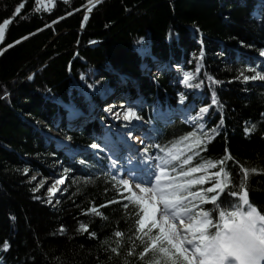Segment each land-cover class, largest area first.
I'll use <instances>...</instances> for the list:
<instances>
[{"label": "trees", "instance_id": "1", "mask_svg": "<svg viewBox=\"0 0 264 264\" xmlns=\"http://www.w3.org/2000/svg\"><path fill=\"white\" fill-rule=\"evenodd\" d=\"M4 24L0 264H191L159 228L140 226L147 207L124 192L103 160L73 159L48 142L66 107L100 101L121 79L143 89L151 102L145 117L167 94L175 104L177 91L200 92L196 106L209 113L205 130L177 119L151 141L173 170L167 205H199L210 219L209 240L222 215L240 209L243 191L264 215V80L243 79L264 75V0H0ZM157 56L192 73L191 87L171 71L143 75L141 66ZM105 121L103 114L83 130H59L85 148ZM60 164L70 179L53 207L29 173L48 177Z\"/></svg>", "mask_w": 264, "mask_h": 264}, {"label": "rangeland", "instance_id": "2", "mask_svg": "<svg viewBox=\"0 0 264 264\" xmlns=\"http://www.w3.org/2000/svg\"><path fill=\"white\" fill-rule=\"evenodd\" d=\"M254 14L256 15V12ZM6 26H7V24H4V25L0 26V37L3 36V30L6 29ZM196 43H203V38L202 39L201 38L198 39ZM181 51H183V50L181 49ZM220 55H221L220 53H217L218 57ZM221 57L224 59V56H221ZM156 59L160 63V64H158V66L160 68H162V69L164 68L165 69L166 67H168L169 62L165 63L163 57L157 56ZM252 65H255V68H258V66H259L258 63H256V62L254 64H252ZM146 66H148V64H146ZM143 67L144 66L142 65L140 70H142ZM179 67H180V65H178L177 68H174V65H173V67H171V68L175 69V77L177 78L178 83L180 85L187 86V85L182 83L183 75L187 71L183 70L182 68L179 69ZM143 75H145L147 77L148 76L152 77L154 75L155 76H159V75H161V72H160L159 68H154V69H151L150 72L144 73ZM258 80H261V79H259V78L253 79V81H258ZM127 83L128 82H125L124 79H121L120 83L113 85L112 88H110L108 90L109 92H107V93H110V92L112 93L113 92L112 89H120V91H121L122 90L121 87H123V88L127 87V85H126ZM135 86H137V85H133L132 86L133 89L132 88L130 89V94L131 95L133 94L132 97L128 98V99H130L133 102L134 101L136 102L137 99L140 97V95L139 96H137V95L135 96V94L140 92L141 90H143L142 88H140L141 90H139ZM92 90L95 91L94 88H92ZM120 91L117 94H115V95H111L106 102H103V103L99 102L98 105H100V106H98V107H94L96 105V103H98V101H92V100L89 101V104L87 106L77 107L76 109H79L80 112L85 113L88 116H87V118L85 117V122H84V120H82L81 122L79 120H76V121H73L72 125H74V126L78 125L77 127H79V126L81 127V126H83L85 124H87L86 126L92 125V124H94L93 120L99 114V112L101 114L102 112H104V111L106 112L107 111L106 115L109 118V120H108L107 125H104V127L105 128L107 127L106 129L108 131H111L110 126L114 125V127L117 129L118 126H120L119 123H118V121H120V119H124L125 120L124 117H130L131 118V116L133 117V113L136 112V108H134L133 106H130L128 104V102L126 101L125 97L121 98L122 93ZM125 94H127V93H125ZM179 94H181V91L176 92V95L174 96V97H176V106H175V110L176 111L186 112V111H188V107L190 105L193 107V109L195 108L194 99H195V97L199 96V92L191 93L193 98H191V99L184 98L182 100V102H181V99L179 97ZM103 95H105L104 92L101 93L99 98L101 99V97ZM117 99L119 101H117ZM144 99L146 100V98H144ZM164 99H166L165 102L168 103L172 98H171V96L169 94H167V96H165ZM111 100H112V102H111ZM126 103L128 105H126ZM106 106L108 107V109L106 108ZM140 106H141L140 109H142V108H146L148 106V104L144 103V104H142ZM93 107H94V110H93V112L91 113V116H90L88 113H89V111H92ZM66 108L69 110L70 106H68ZM161 108L162 107H156L155 111L154 110L153 111L158 113V114L167 112V110H161ZM206 115H207V112H205V113L204 112H198V117H197L196 120H194L195 117H192V115L188 114V117H187V119H188L187 121L189 122L188 124L192 125L194 122L196 123V121H197V122H199V124H198L199 125V129H204L205 128V123L204 122H205V116ZM133 118H135V117H133ZM67 119H68L67 115L65 114V117H62V119H61L62 126L65 124V122H67ZM109 123H111V124H109ZM108 125H110V126H108ZM56 126L57 125H55L54 128H49L48 132L46 133V136H48L50 139L55 138L56 139V140H54L55 143L57 141H59V139H58L59 137L63 138V140L67 141V143H71L72 148L65 149L66 152L68 150H70L71 152L74 151L75 149L76 150H80L78 147L75 146V144L73 143L72 140H70V138H65L64 136L60 135V132L56 129ZM152 133H153V131H152ZM94 138H97V137L94 136ZM101 147L98 144H96V146H93L92 151L95 152V153L93 152L94 156H95V154L98 155L99 153H101L100 149H103ZM68 154L74 156L70 152H68ZM75 154H81V153L80 152L79 153L76 152ZM106 154H108V152H105V155ZM154 159H155V157L153 159H150V161L152 162ZM108 160H109L108 167L111 168L113 162L112 161L110 162V158L109 157H108ZM152 164H153L152 167L155 168L154 169L155 173H153V175H152L154 180H155V182L152 183V184H150V182H147L145 185H142L141 188L147 190V194H149V196L151 197L152 201L153 200L156 201V212L157 213H156V215L153 214L155 212H154L153 208L151 207L152 206L151 203L141 202V203H144L145 205H147V211L145 212V214L141 218L140 226L141 227H146V226L151 224V225H153L155 227H159V229L163 233V237L164 238H166L170 243L173 244L174 247H176L186 257H188V259L190 260V262L192 264H197V258L195 257V254L192 251V248L186 246V239L189 238L188 237L189 234L175 231V232H173L174 233V235H173L172 232H170V228L166 227L161 221L165 219L164 215L165 216L169 215L170 217H172L170 219L171 222H169L170 223V227L171 226L172 227H176L177 225H180L183 222H187V223L188 222H192L190 224H186L185 227H187L189 225H191V227H199L201 225V222H194V221H198L199 218H201L202 220L205 221L204 228H206L209 225L208 218L205 215H201L200 213L197 214L196 211L194 210V208L193 209H189V210H184V209L180 208V206L170 207V206L166 205V203H165V201H166V198H165L166 197V193H168L170 191V188L166 187V185L168 183H170V180L172 178L171 170H169V165H168L167 162L162 163L160 157H158V159L155 160ZM61 167H62V164H60L59 168H61ZM62 173H64V172H62V170H60V171L57 170L54 174H52L51 176H48V177L44 176L40 172H36V171L29 173V183L33 184L36 188H38L39 189L38 191H42L43 192V197L42 198L45 199L53 207H56L57 205H59V201H60L61 197L66 194V190H67V187H68V186H66V187H63L61 190H59L58 191L59 196L58 195L54 196V197L52 196L51 190L52 191L54 190L55 184L58 181L63 180V177L66 176L65 173L64 174H62ZM116 176L117 175L114 174L115 179H117ZM32 177H35V179H32ZM125 181L126 180L123 179V180H121V183L123 185H125V187H126V189L128 191H130L131 188H129L127 182H125ZM243 194H242V197H240L241 200H242V205H243L242 208L237 210L231 216L224 215L222 217L221 229L219 230L218 235L216 237L220 236L221 234H226L227 231L231 229L232 225L236 224L238 221L241 222L242 219H244L247 222L252 223V217L250 216L251 207H250L249 204L246 205L247 202L244 203V198H246V196H245V194L244 195ZM132 196L135 199H137V197H138L134 193L133 190H132ZM158 208L160 209V211L158 210ZM248 214H249V216H248ZM150 215H154L153 218L150 219L148 217ZM163 217H164V219H163ZM246 218L249 221L246 220ZM263 234H264V232H263ZM260 235H262V234H260ZM188 240H190V238ZM203 241L206 242L205 240H203ZM206 243L209 244V242H206ZM228 245L230 246V244L221 245V248H222L221 256L223 257V260L220 257H218V256L209 254L208 251H207V249H208L207 245L204 247L203 251H201L202 254L199 252L200 256L202 257V258H200V260L204 259V264H226L227 260L225 258V255H226V253H228L230 251ZM203 254H204V257H203ZM230 262H231V264L235 263L232 260Z\"/></svg>", "mask_w": 264, "mask_h": 264}, {"label": "bare ground", "instance_id": "3", "mask_svg": "<svg viewBox=\"0 0 264 264\" xmlns=\"http://www.w3.org/2000/svg\"><path fill=\"white\" fill-rule=\"evenodd\" d=\"M143 69V71L144 72H150L148 69H146V68H142ZM193 98V97H192ZM117 101H119L118 99H117ZM111 102H112V100H111ZM131 102V100H129V102L128 103H130ZM132 103H136V104H140L141 102H132ZM131 106V105H130ZM138 106H140V105H138ZM188 106V105H187ZM106 108L108 109V107L106 106ZM135 108V107H134ZM136 109H139V108H136ZM133 117H135V118H133ZM133 117L131 116V118L130 117H124L125 118V120L124 119H122V121H126L127 123H128V125H131L134 121H139L140 122V124L142 123V124H144L145 122L140 118V116L139 115H137L136 114V112L135 113H133ZM134 119V120H133ZM131 124H130V123ZM126 123V124H127ZM117 127V126H116ZM107 128V127H106ZM110 129H111V132H115V133H119L118 131H117V129L114 127V125L113 126H110ZM73 131H76V129H74ZM128 137V138H127ZM126 137V139H128V142H132L133 144L135 143V144H138V137H136V136H133V135H131V134H129L128 136ZM108 141H110V143H109V145H110V147L112 148V152H113V154H115V156H120L121 154H119V152H118V147L120 146V145H117V142H115L114 140H112L111 141V138H110V136L108 137V139H107ZM66 143H67V141H65ZM116 145V146H115ZM61 170V168H58V171H60ZM142 173V175H145V174H143V172H141ZM146 173H149L148 172V170L146 171ZM63 174V173H62ZM67 177V176H66ZM147 183V181H141V182H138L137 181V184H135V187H134V185L132 184V186H133V189H134V193L138 196L137 197V199L138 200H140V201H142V202H147V203H151V207L153 208V210H154V212L155 213H153V214H155L156 215V201L155 200H151V197L149 196V194H147V190H145V189H142L141 188V186L142 185H145ZM150 184H152V182H150ZM63 185H64V179L63 180H60V181H58L56 184H55V188H54V192H55V194L54 195H52L53 197L54 196H56V194L58 193V191L59 190H61L62 189V187H63ZM52 190H51V192H53ZM241 197H242V195H241ZM245 202H247V198H244V203ZM246 205H248V204H246ZM158 210L160 211V209L158 208ZM153 216L154 215H150V216H148L150 219L151 218H153ZM248 216H249V214H248ZM250 216L252 217V226H253V228L255 229V231H256V234L257 235H260V234H262V235H264L263 234V232H264V219L258 214V212L253 208V207H251V210H250ZM156 217V216H155ZM164 217H165V219H164ZM164 217H163V219L164 220H162L161 222L166 226V227H169L170 228V232H172V234L174 235V233L173 232H184V233H188L189 235H188V237L190 238V240H188V242L189 243H191L192 245H195L196 244V242H195V235H196V232H197V230H200L204 225H205V223L204 222H202L201 221V218H199V220L198 221H194V222H201V225L199 226V227H191V225H189V226H187V227H185V225L186 224H190V223H192V222H181L182 224H180V225H177L176 227H170V223L169 222H171V218L172 217H170L169 215L167 216H165L164 215ZM250 217V218H251ZM246 220H248L247 218H246ZM249 221V220H248ZM241 222H245V220L244 219H242L241 220ZM174 230V231H173ZM263 231V232H262ZM261 243H264L263 241H261ZM228 247H229V252L228 253H226V256H225V258H226V260H227V263L228 262H230L231 260L232 261H234L235 263L234 264H245V261L242 259V257H241V253H240V250L238 249V248H236V247H233L232 245H228ZM196 251H197V253H201L202 254V252H201V250L199 249V247H196ZM228 251V250H227ZM200 258H202L201 256H200ZM202 260V259H201ZM201 260L200 261H198V264H203V262H201ZM226 263V264H227ZM254 264H264V252H261V253H257L256 254V257H255V259H254Z\"/></svg>", "mask_w": 264, "mask_h": 264}, {"label": "clouds", "instance_id": "4", "mask_svg": "<svg viewBox=\"0 0 264 264\" xmlns=\"http://www.w3.org/2000/svg\"><path fill=\"white\" fill-rule=\"evenodd\" d=\"M264 235H257L250 222H237L231 226L226 234H221L208 244V253L211 255L221 256V245L230 244L240 250L241 257L245 264H254L257 253L264 252ZM231 264V262H228Z\"/></svg>", "mask_w": 264, "mask_h": 264}, {"label": "snow or ice", "instance_id": "5", "mask_svg": "<svg viewBox=\"0 0 264 264\" xmlns=\"http://www.w3.org/2000/svg\"><path fill=\"white\" fill-rule=\"evenodd\" d=\"M39 2H40V0H37V3H39ZM4 32H5V29L3 30V36H4ZM3 36L0 37V40L3 39ZM261 55H264V52H262ZM257 78H259V79H261V80H264V75H261L260 73H257L255 76H243V79H244L245 81L252 80V79H257ZM192 79H194L192 73H190V72H185L184 75H183L182 83L185 84V85H187V86H189V87H191L190 81H191ZM217 83H219V81H217ZM179 97H180L181 102H182V100L184 99L182 93L179 94ZM106 110H107V109H106ZM25 172H27V169H25ZM32 179H35V177H32ZM38 190H39L38 188L34 189V191H38ZM54 194H55V192L53 191V192H52V195H54ZM37 199H39V197H37ZM49 202H50V201H49ZM8 247H9V245H8L7 243H5V244L3 245V249H4L5 251L8 249ZM0 259H2V258H0Z\"/></svg>", "mask_w": 264, "mask_h": 264}, {"label": "water", "instance_id": "6", "mask_svg": "<svg viewBox=\"0 0 264 264\" xmlns=\"http://www.w3.org/2000/svg\"><path fill=\"white\" fill-rule=\"evenodd\" d=\"M88 19H89V16L86 17V19H85V21H84V25H86ZM66 111L69 112V116H68V117L70 118L71 121H76V120L81 121V120L84 118L82 112H80L79 109H76V108L74 109V108H71V107H70L69 110L66 108ZM68 181H69V178L67 177V178H66V182H68ZM66 186H67V185H63V187H66ZM58 196H59V195H58Z\"/></svg>", "mask_w": 264, "mask_h": 264}]
</instances>
